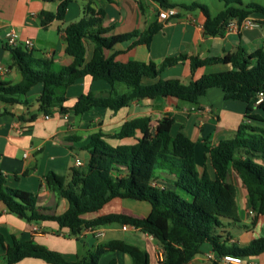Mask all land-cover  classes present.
Returning <instances> with one entry per match:
<instances>
[{"label": "trees", "instance_id": "1", "mask_svg": "<svg viewBox=\"0 0 264 264\" xmlns=\"http://www.w3.org/2000/svg\"><path fill=\"white\" fill-rule=\"evenodd\" d=\"M45 1L59 3V6L56 13H40L41 25L47 28L54 21L60 22L59 31L66 44V53L74 62L61 66L35 56L30 49L8 47L22 81L18 84L0 82V110L4 105H29L31 100L28 96L39 85L42 90L36 102L40 113L51 115L54 109L60 108L62 114L70 110L77 117L96 108L117 113L129 107L134 100L145 98L173 97L196 104L207 90L219 88L224 92L226 101L246 104V122L239 126L234 138L210 147L213 177L206 169L202 173L198 170L196 143L182 133L171 135L175 123L173 117H163L155 127H151V117H140L126 121L114 133L100 131L92 134L82 148L89 154L88 163L84 168H72L68 183L55 171L46 174L48 188L69 203V209L64 214L46 215L44 209L38 206L35 194L7 186L1 173L0 202L10 213L22 216L29 222L53 221L76 236L85 229L113 223L133 226L159 242L164 255L161 264H188L202 253L204 244L211 245L218 259L213 264H221L219 259L227 254L242 259L263 254L264 237L254 239L244 248L228 247L217 230L223 227L224 221L233 224L240 222L237 188L230 179L232 171L239 175L246 187L250 208L255 213L254 220L257 216H264V128L251 123L261 121L254 115L256 109L264 113V103H256L258 94L264 93V49L248 54L239 48L223 57L192 60L193 71L212 64H229L232 69L203 75L187 85L178 79L163 80L159 79L163 70L184 63L188 55L168 58L161 66L153 62L120 63L115 61L114 56L106 55V51L129 41H132L131 47H150L153 38L163 29V23L154 22L143 32L110 35L111 29L102 25L104 12H96L88 4L86 16L81 21L64 27L71 0ZM153 1L164 9L181 7L191 11L202 10L207 18L205 32L211 36L223 35L231 19L244 20L254 15H264L263 6L256 3L244 6L242 0H219L224 3V9L214 17L207 6L196 2L185 6L169 0ZM87 41L94 46L89 61L86 59ZM86 76L94 81L104 80L113 89L82 94L74 107L67 109L64 104L68 101L69 87ZM147 80L156 81L147 83ZM119 85L126 87L127 92H116ZM37 117L35 114L29 121L33 123ZM137 132L141 133L140 138H136ZM128 138H136L137 142L113 145L109 141ZM160 173L172 177L173 186L184 191L191 199L183 198L175 190L153 185ZM117 198L147 202L151 212L145 219L122 214H108L90 221L83 218L86 214L99 212ZM0 243L5 250L4 264H17L27 258L40 259L49 264H100L102 255L108 251L127 254L134 264H150L148 252L125 241L98 245L88 257L75 263L32 241H14L12 246H7L2 233ZM109 264L118 263L113 260Z\"/></svg>", "mask_w": 264, "mask_h": 264}, {"label": "crops", "instance_id": "2", "mask_svg": "<svg viewBox=\"0 0 264 264\" xmlns=\"http://www.w3.org/2000/svg\"><path fill=\"white\" fill-rule=\"evenodd\" d=\"M185 5V3H177ZM90 4L96 12L103 11L104 28H110V35H124L135 31L143 32L154 22L163 23V29L153 38L150 47L137 45L131 47L132 41L118 44L112 50L106 51L108 57L114 56L115 61L153 62L158 66L168 58L182 54L188 55V60L182 64L163 70L159 79H178L183 84L200 79L203 75L225 72L232 69L231 65L212 64L191 69L195 59L223 57L236 52L239 48L251 54L264 49V15H254L251 18L260 23L256 28L240 34L211 36L205 32L206 16L202 10H188L176 7L179 14L166 22L159 19L161 8L153 0H71L67 8L63 26L81 21L85 16L86 6ZM59 3H48L45 0H0V82L18 84L22 81L20 71L14 66L10 50L6 46L7 32L13 30L19 35V47L25 49V42L34 43L31 49L35 56L54 61L61 66L73 64L74 59L66 53V44L59 31L60 22L54 21L43 28L39 15L42 12L56 13ZM212 15V14H211ZM213 17L215 15H212ZM86 59L92 58L94 46L85 42ZM1 70L6 71L1 73ZM147 80V83L155 82ZM112 86L104 81H94L90 76L77 80L67 91L68 101L64 107L71 109L78 98L88 92H108ZM42 86L32 89L28 99L29 105L2 106L0 110V173L5 177L7 186L31 192L38 198V206L49 216H59L67 212L69 203L66 199L52 192L45 176L49 171H55L68 183L71 180V170L75 160L80 159L87 165L88 152L82 148L88 143L92 134L104 132L111 134L118 131L129 120L140 117H151V127H155L163 117L171 116L175 123L171 135L182 133L196 143L195 158L198 170L205 169L211 177L214 170L209 158L210 147L217 146L221 141L235 137L240 125L246 122V104L239 101H226L224 92L219 88L207 90L199 98L198 103L191 104L173 97L134 100L129 107L114 113L105 108L93 109L77 117L72 111L64 118L60 108L53 110L49 119L39 112L36 99ZM116 92H127V88L119 85ZM37 120L31 123L33 115ZM254 115L261 121H252L253 125L264 128V113L255 110ZM22 117V119L20 118ZM141 133L137 132L136 138ZM136 138L124 140H109L113 145L135 144ZM80 152L85 153L84 160ZM83 167V168H84ZM237 188V205L241 218L238 224L224 221L217 233L228 247H247L254 239L264 237V216L250 215V205L246 187L239 175L232 171L230 177ZM172 177L164 173L157 176L160 188L175 190L180 195L186 193L177 189L171 183ZM151 212L147 202L131 199H114L99 212L83 216L85 220H94L108 214H122L135 219H145ZM103 231L98 237L96 232ZM0 233L5 238V244L12 246L14 241L34 242L49 250L60 253L67 261L75 263L95 251L98 245L111 241H125L149 253L150 264H161L164 255L159 242L133 226L113 223L101 227L85 229L80 235H73L67 228H61L58 223L29 222L23 217L10 213L0 202ZM5 250L0 243V264L3 263ZM115 260L118 264H134L132 258L119 251H108L102 255L100 264H109ZM218 260L210 244L202 246V253L194 257L188 264H213ZM17 264H49L43 260L27 258ZM243 264H264V253L243 259Z\"/></svg>", "mask_w": 264, "mask_h": 264}, {"label": "built area", "instance_id": "3", "mask_svg": "<svg viewBox=\"0 0 264 264\" xmlns=\"http://www.w3.org/2000/svg\"><path fill=\"white\" fill-rule=\"evenodd\" d=\"M179 14L178 10L176 8H168V9H163L159 12V19L162 22H166L172 18L177 17ZM260 25V23L258 21H256L255 19L248 17L244 20H239L238 18L236 19H231L230 21H228L226 29H225V33L227 34H240L246 30L249 29H253L256 28ZM6 46L7 47H17L20 44L19 41V35L11 30L9 32H7L6 35ZM25 46L27 49H33L34 47V43L30 40H27L25 42ZM6 71L1 70V73H4ZM257 105L264 103V93L261 92L258 94V98H257ZM50 116L49 115H45V119H49ZM64 118L67 119V115H64ZM84 163L82 160L80 159H76L75 160V167L76 168H82L84 167ZM153 185H157V181L153 182ZM250 215H254L255 213L251 210ZM96 235L98 237H102L104 235L103 231H98L96 232ZM0 260H1V255H0ZM221 264H243V259L241 257L238 256H234V255H224L222 258L219 259Z\"/></svg>", "mask_w": 264, "mask_h": 264}, {"label": "rangeland", "instance_id": "4", "mask_svg": "<svg viewBox=\"0 0 264 264\" xmlns=\"http://www.w3.org/2000/svg\"><path fill=\"white\" fill-rule=\"evenodd\" d=\"M171 1L177 2V3H185L187 5H190L194 2L199 3L201 5L207 6L212 15H217L220 11L224 9V3L219 0H171ZM242 1H243L244 6L251 4V3H256L264 7V0H242ZM80 157L84 160L85 153L80 152ZM181 196L189 200L191 199L190 196L187 194L181 195ZM240 214H241L242 220L243 218H246V215L244 213H240Z\"/></svg>", "mask_w": 264, "mask_h": 264}, {"label": "water", "instance_id": "5", "mask_svg": "<svg viewBox=\"0 0 264 264\" xmlns=\"http://www.w3.org/2000/svg\"><path fill=\"white\" fill-rule=\"evenodd\" d=\"M20 218H22V216H19Z\"/></svg>", "mask_w": 264, "mask_h": 264}]
</instances>
